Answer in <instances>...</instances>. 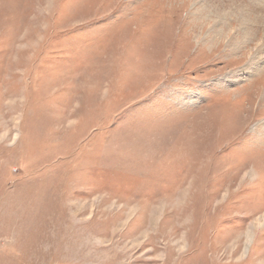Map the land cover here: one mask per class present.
I'll return each mask as SVG.
<instances>
[{
  "label": "rangeland",
  "instance_id": "rangeland-1",
  "mask_svg": "<svg viewBox=\"0 0 264 264\" xmlns=\"http://www.w3.org/2000/svg\"><path fill=\"white\" fill-rule=\"evenodd\" d=\"M0 264H264V0H0Z\"/></svg>",
  "mask_w": 264,
  "mask_h": 264
}]
</instances>
